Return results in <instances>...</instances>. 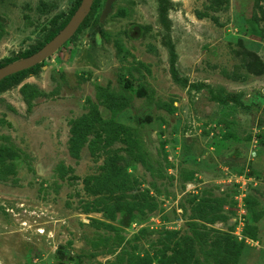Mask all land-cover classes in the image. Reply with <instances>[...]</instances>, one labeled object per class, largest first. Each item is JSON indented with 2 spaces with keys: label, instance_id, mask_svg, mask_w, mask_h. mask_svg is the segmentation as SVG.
Returning a JSON list of instances; mask_svg holds the SVG:
<instances>
[{
  "label": "rangeland",
  "instance_id": "obj_1",
  "mask_svg": "<svg viewBox=\"0 0 264 264\" xmlns=\"http://www.w3.org/2000/svg\"><path fill=\"white\" fill-rule=\"evenodd\" d=\"M78 1L0 0V64ZM106 1L0 91V264H264V0H170L169 35Z\"/></svg>",
  "mask_w": 264,
  "mask_h": 264
},
{
  "label": "water",
  "instance_id": "obj_2",
  "mask_svg": "<svg viewBox=\"0 0 264 264\" xmlns=\"http://www.w3.org/2000/svg\"><path fill=\"white\" fill-rule=\"evenodd\" d=\"M95 0H82L80 6L69 20L68 24L42 49L35 54L0 68V81L14 74L29 70L43 63L60 50L77 33L80 26L90 14ZM115 0H107L101 19H104L111 11Z\"/></svg>",
  "mask_w": 264,
  "mask_h": 264
},
{
  "label": "trees",
  "instance_id": "obj_3",
  "mask_svg": "<svg viewBox=\"0 0 264 264\" xmlns=\"http://www.w3.org/2000/svg\"><path fill=\"white\" fill-rule=\"evenodd\" d=\"M96 1V0H95ZM82 0H79L77 2V7L78 8L81 4ZM157 4H158V20L160 25L162 26L163 30L166 32L167 35H169V33L171 32V20L168 16L169 11L171 10V6L172 3L170 0H157ZM96 7V2H94L91 13L92 14L95 10ZM75 11L72 12L71 16L69 18L66 19L65 22H63L58 28L53 29L49 35L46 37L45 41L43 43H41L40 45L32 48L31 50H29L28 52H25L24 54L20 55L18 58L14 59V60H8L3 64H0V68H3L7 65H10L16 61H19L21 59H25L27 57H30L31 55L35 54L36 52H38L40 49H42L48 42H50L69 22V20L71 19V17L74 15ZM87 23V19L84 21V23L80 26L79 30L77 31V33H79L82 28L86 25ZM76 33V34H77ZM167 47H169L170 49V54H171V62H172V67H173V71L175 72V67H174V63H175V59H176V52H175V47L174 45L171 43V40H169L167 42ZM41 68V64L35 66L34 68H31L29 70L14 74L12 76H9L7 78H5L4 80L0 81V91H4L7 86L8 87H13L19 84V82L24 79L27 75L30 74H34L36 73V71L38 69Z\"/></svg>",
  "mask_w": 264,
  "mask_h": 264
}]
</instances>
